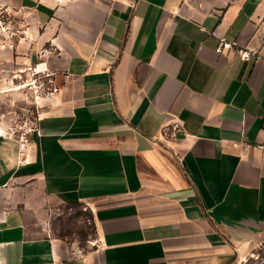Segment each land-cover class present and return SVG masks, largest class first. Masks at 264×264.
Here are the masks:
<instances>
[{
	"label": "crops",
	"instance_id": "0c3cea01",
	"mask_svg": "<svg viewBox=\"0 0 264 264\" xmlns=\"http://www.w3.org/2000/svg\"><path fill=\"white\" fill-rule=\"evenodd\" d=\"M0 12L19 29L15 64L53 46L43 61L61 85L22 157L0 136V264L246 253L264 230V0H0ZM220 39L257 55L217 54ZM60 209L92 231L84 247L56 235Z\"/></svg>",
	"mask_w": 264,
	"mask_h": 264
},
{
	"label": "rangeland",
	"instance_id": "374dc122",
	"mask_svg": "<svg viewBox=\"0 0 264 264\" xmlns=\"http://www.w3.org/2000/svg\"><path fill=\"white\" fill-rule=\"evenodd\" d=\"M9 34L0 31V136L10 134L13 137L21 129L30 131V147L35 144V138L41 136L39 123L45 106L35 105L25 89L16 88L13 74L24 65L15 64L13 40L10 42L12 37ZM60 213L57 219L54 218L56 235L65 238L68 244L77 242L81 248L84 247L85 241L93 238L92 231L83 227L76 213L67 209H60Z\"/></svg>",
	"mask_w": 264,
	"mask_h": 264
},
{
	"label": "built area",
	"instance_id": "2783aa9c",
	"mask_svg": "<svg viewBox=\"0 0 264 264\" xmlns=\"http://www.w3.org/2000/svg\"><path fill=\"white\" fill-rule=\"evenodd\" d=\"M0 31L9 32V37L14 38L19 29L15 28L12 20L9 19L7 13L0 12ZM264 40V37L262 38ZM54 47L41 49L37 54L38 61L33 65H24L18 68L13 74V80L16 81L17 89H25L26 93L31 97L35 105L40 103H49L61 91V85L57 78V74L50 71L44 58L53 53ZM230 50H234L239 55L240 59L247 61L251 56L257 55L256 49H241L234 48V45L223 39L219 40L218 46L215 48V53L223 54ZM42 106V105H41ZM177 128L172 127L168 132L169 138L175 139L177 136ZM8 138H13L18 144V156H23L24 151L30 143V131L21 129L16 136L7 134ZM236 264H264V240L259 242L256 246L250 249Z\"/></svg>",
	"mask_w": 264,
	"mask_h": 264
},
{
	"label": "water",
	"instance_id": "95a60500",
	"mask_svg": "<svg viewBox=\"0 0 264 264\" xmlns=\"http://www.w3.org/2000/svg\"><path fill=\"white\" fill-rule=\"evenodd\" d=\"M166 124H169V122L167 121V122L165 123V125H166ZM263 240H264V230H263V231H262L257 237H255V238H253V239H248V240L242 242V243L246 244V246H247V251H246V253H247L250 249H252L254 246H256L259 242H261V241H263ZM239 245H241L240 242H238V244H234V252H235V253H238V252H239V250H238V249H239ZM246 253H245V254H246ZM245 254H244V255H245ZM244 255H243V256H244ZM243 256H241V257H237L233 264H236L237 261H238L239 259H241Z\"/></svg>",
	"mask_w": 264,
	"mask_h": 264
},
{
	"label": "flooded vegetation",
	"instance_id": "af4514ba",
	"mask_svg": "<svg viewBox=\"0 0 264 264\" xmlns=\"http://www.w3.org/2000/svg\"><path fill=\"white\" fill-rule=\"evenodd\" d=\"M173 126H168L166 128L163 129V134H166L168 132V130H171ZM179 130V129H178Z\"/></svg>",
	"mask_w": 264,
	"mask_h": 264
}]
</instances>
